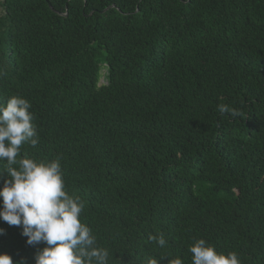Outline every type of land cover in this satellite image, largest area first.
Masks as SVG:
<instances>
[{
  "label": "trees",
  "instance_id": "obj_1",
  "mask_svg": "<svg viewBox=\"0 0 264 264\" xmlns=\"http://www.w3.org/2000/svg\"><path fill=\"white\" fill-rule=\"evenodd\" d=\"M13 95L39 137L17 160L60 159L107 264H192L200 239L264 264V0H0ZM0 228V254L35 264L44 245Z\"/></svg>",
  "mask_w": 264,
  "mask_h": 264
},
{
  "label": "clouds",
  "instance_id": "obj_2",
  "mask_svg": "<svg viewBox=\"0 0 264 264\" xmlns=\"http://www.w3.org/2000/svg\"><path fill=\"white\" fill-rule=\"evenodd\" d=\"M30 108L29 101L15 95L0 104V161H6L10 177L0 185V222L19 227L28 245H44L35 253V264H107L108 251L95 246L91 229L80 222L83 202L64 190L60 159L47 163L31 158L17 160L23 144L35 147L39 142ZM218 111L232 117L243 115L227 105H220ZM16 164L18 169L12 167ZM2 235L4 229L0 228ZM149 239L161 247L166 243L163 236ZM189 251L192 264H241L235 252L218 254L203 239L192 244ZM0 264H13V260L0 254ZM149 264L157 261L150 260ZM173 264L183 262L177 258Z\"/></svg>",
  "mask_w": 264,
  "mask_h": 264
}]
</instances>
